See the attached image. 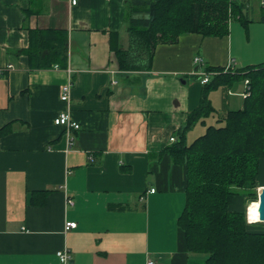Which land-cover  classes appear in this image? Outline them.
I'll return each instance as SVG.
<instances>
[{"label": "crops", "instance_id": "obj_1", "mask_svg": "<svg viewBox=\"0 0 264 264\" xmlns=\"http://www.w3.org/2000/svg\"><path fill=\"white\" fill-rule=\"evenodd\" d=\"M126 1L0 0V264H62L56 253L63 250L73 264H204L177 225L185 169L164 149L199 106L203 84L193 71L255 64L234 50L232 23L222 38L187 34L158 44L147 70H119L110 33L128 47ZM262 2L247 0L245 29L264 56V25L254 24ZM34 30L66 32L65 68L31 65ZM66 83L71 89L62 101ZM234 83L210 92L219 113L243 103ZM61 112L80 127L56 125ZM199 122L192 128H200L198 136L213 125ZM257 185L256 201L264 160ZM253 202L241 193L230 210ZM67 222L75 228L66 229ZM249 225L264 233V221Z\"/></svg>", "mask_w": 264, "mask_h": 264}, {"label": "trees", "instance_id": "obj_2", "mask_svg": "<svg viewBox=\"0 0 264 264\" xmlns=\"http://www.w3.org/2000/svg\"><path fill=\"white\" fill-rule=\"evenodd\" d=\"M126 9L128 47H120L117 32L110 33V50L122 71L149 69L158 44L175 43L187 34L222 38L229 35L232 19L244 28L249 22L247 0H127ZM261 13L264 21V0ZM66 45L64 31H30L29 61L36 69L54 64L65 68ZM206 72L215 75L203 84L199 106L164 149L185 169L184 207L177 225L189 253L204 255V264H264V233L250 229L245 211L230 210L241 193L248 201L257 200V176L264 160V62L237 70L207 67ZM240 80H247L249 87L242 107L219 113L210 92ZM213 114L223 124L207 126L188 143L187 132Z\"/></svg>", "mask_w": 264, "mask_h": 264}, {"label": "rangeland", "instance_id": "obj_3", "mask_svg": "<svg viewBox=\"0 0 264 264\" xmlns=\"http://www.w3.org/2000/svg\"><path fill=\"white\" fill-rule=\"evenodd\" d=\"M232 23L234 24L233 25L234 26V33H236L238 35L237 42L234 41V50H238L239 52L243 53V55L246 58H249V59L252 58L254 64H257L255 62H258V64L264 62V56L260 55L261 53H258L257 54V52H259L262 49V47H260L257 44L256 37L254 35H247L246 34L247 33L246 32L247 29H245L243 27V25L238 20L232 19L231 22H230V26L232 25ZM249 24L252 25L253 23L252 24L249 23ZM254 24L264 25V22L259 21V20H255ZM235 26H237L239 28L237 29V28H235ZM252 29H257V28H255V27L254 28L253 27L251 28V26H250L249 30L252 31ZM258 30H259L258 33H259V36H260L261 35V31H260V29H258ZM240 38H241V41H242L241 43L242 44L240 43ZM263 52H264V50H263ZM260 56H262V57H260ZM239 67H240V65H238L237 68H239ZM234 84H235V86H239V89L242 88V90H243L242 92H244L245 86L243 84V81H241V80L240 81H236ZM221 90H222L221 87H219V88L211 91L212 92V95L215 93V91H219L220 92ZM218 93H217V95H218ZM239 99H241V98H239ZM241 105H242V102L240 103L239 108L241 107ZM239 108H237V109H239ZM217 118H218V115L217 114H213V115L208 116L206 118V120L208 122L212 123L213 126H221L223 124V122H218L217 121ZM195 127H200V126H199L198 123H196L193 128H195ZM199 129L200 128H196V130L195 129H190L189 130L190 132L191 131H193V132H191V134L188 137V143H190L193 140V138H196L195 136H198V135H196L197 134L196 132ZM199 257L201 259H204L205 258L204 255H199Z\"/></svg>", "mask_w": 264, "mask_h": 264}, {"label": "built area", "instance_id": "obj_4", "mask_svg": "<svg viewBox=\"0 0 264 264\" xmlns=\"http://www.w3.org/2000/svg\"><path fill=\"white\" fill-rule=\"evenodd\" d=\"M68 1L72 5H75L77 3V0H68ZM193 62L195 64H200L202 61H201L200 58L196 57V58H194ZM231 66H232L231 63H229L225 67V69L227 70V69L231 68ZM54 68H58V66H55ZM192 74H194V75L199 77V80H200L201 84L208 83L209 79L215 75V73H212V72L210 73V72H206V71H193ZM244 85H245V90L243 92V96L245 97V96H247L249 94L248 93L249 87L247 86L248 85V81L247 80H245ZM70 89H71V83H66V84H64L61 87V97H60V99L62 101H67L68 100ZM54 123L56 125L64 126L67 131H69L70 129H78L80 127L78 123L73 122L70 119L68 113H66V112L59 113V115L54 119ZM170 140L174 141L175 139L171 138ZM72 141H73L72 138L68 137V143L71 144ZM151 192H154V189H151ZM246 221H247L248 224L253 222V221H250V219H249V206L246 208ZM75 226H76L75 222H67L65 228L66 229L75 228ZM56 254H57L58 259L60 260V262L62 264H73L72 261H71V256L68 254L67 250L59 251ZM146 264H156V263L154 261L148 260Z\"/></svg>", "mask_w": 264, "mask_h": 264}, {"label": "water", "instance_id": "obj_5", "mask_svg": "<svg viewBox=\"0 0 264 264\" xmlns=\"http://www.w3.org/2000/svg\"><path fill=\"white\" fill-rule=\"evenodd\" d=\"M258 217L260 221H264V189L258 193Z\"/></svg>", "mask_w": 264, "mask_h": 264}, {"label": "bare ground", "instance_id": "obj_6", "mask_svg": "<svg viewBox=\"0 0 264 264\" xmlns=\"http://www.w3.org/2000/svg\"><path fill=\"white\" fill-rule=\"evenodd\" d=\"M253 202V201H252ZM249 219L250 221H258V201L249 205Z\"/></svg>", "mask_w": 264, "mask_h": 264}]
</instances>
